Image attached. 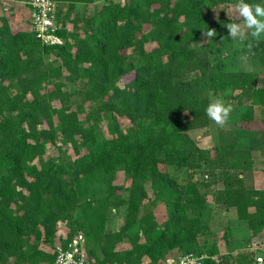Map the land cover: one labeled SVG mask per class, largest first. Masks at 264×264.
<instances>
[{"label": "trees", "instance_id": "1", "mask_svg": "<svg viewBox=\"0 0 264 264\" xmlns=\"http://www.w3.org/2000/svg\"><path fill=\"white\" fill-rule=\"evenodd\" d=\"M29 1L0 0V264H54L41 244L79 232L88 246L77 211L104 200L105 223L121 215L95 234L93 264H165L189 253L207 254L205 264H257L235 242L239 231L207 220L212 195L248 236L264 230V190L248 185L264 146V119H254L264 73L232 67L219 51L231 21L225 9L212 17L238 0H53L63 40L55 46L25 28ZM207 28L217 36L205 44ZM251 55L264 65V41ZM228 92L233 110L247 109L249 146L200 148L193 134L213 123L212 97ZM120 172L125 185L115 183ZM62 222L69 231L58 237ZM222 241L234 249L220 253Z\"/></svg>", "mask_w": 264, "mask_h": 264}, {"label": "rangeland", "instance_id": "2", "mask_svg": "<svg viewBox=\"0 0 264 264\" xmlns=\"http://www.w3.org/2000/svg\"><path fill=\"white\" fill-rule=\"evenodd\" d=\"M103 2V0L101 1ZM22 7L23 9V4H18V8ZM89 8L93 10V6L90 5ZM17 11L15 10V13H19L17 15H20V13L23 10ZM225 9L226 12V17L230 16L232 20H239L240 22L241 19L237 16L234 6L232 7H221L215 12L212 13L213 18H221V12ZM30 9H24L26 14H30ZM31 18V16H30ZM31 20V19H30ZM31 22V21H30ZM25 21L24 26L25 28L31 29L32 28V23ZM238 22V21H236ZM16 29L17 26H14ZM224 33V45L220 46V53L221 55H224L227 57L229 55L230 60H232L234 69H242L245 71H251L257 74H263L264 73V65L260 63L258 60L252 58L251 55V50L252 46L249 48L248 44L253 43L251 38L249 37V40L247 42H240L239 40H232L230 37H228L227 30ZM262 41H264V37L261 38ZM202 43H208V40L206 38H203ZM150 47V46H149ZM238 51L236 53V51ZM235 51V52H234ZM240 53L241 55H238ZM190 78L194 77V75L188 76ZM63 84L62 80H56L52 82H48L45 85L41 86L40 88L37 89V92H47L54 87H59ZM260 88H263L262 85H260ZM250 99L254 100V95L253 93L250 94ZM254 97V98H253ZM30 98H32L30 96ZM213 100L216 98H222L225 103L231 104L232 107L235 105L236 100L233 98L232 93H224L221 95H215L212 97ZM212 100V101H213ZM247 112L246 108H240L238 110H233L230 119L228 123L224 127H219L217 126L214 122L211 124V126L205 130L198 131L193 134L194 139L196 140L197 144L199 145L200 148L203 149H213L216 146H226L232 143H235L238 145L240 148H247L248 145V137H247V130H244L246 127L243 126L242 124V115ZM254 119L255 120H262L264 119V106H258L256 105L255 110H254ZM244 128V129H243ZM80 143V142H79ZM59 152V150H58ZM55 154H58L56 151V148L54 147H49L48 150V156H53ZM255 161H256V168L252 171L248 185L252 186L255 189L258 190H264V146L262 147V150L257 151L255 153ZM115 183L118 185H125L127 184V178L124 175L123 172H120L116 176ZM208 202L210 207V212L209 215H207V220L209 224H211V227L213 228L214 231H220L223 230L227 225H231L233 229L239 231L237 232V235L241 234L242 236H237L238 239H235V242L240 243L242 246L247 247L248 243L253 240H257L258 242H261L263 245V252L262 254L264 255V230L257 236H247L246 230H240L238 228V223H237V214L235 210H231L229 212H225L223 210H218L214 206V199L212 198V195L208 196ZM107 206L108 202L106 200L100 202L96 201L94 204H88L85 205L84 208H80L77 211V219L86 225L88 229V234H87V239H88V254L89 250L92 252L99 251V243L95 237V234H98L106 228V225L108 224V227H116V221L118 220V216L121 215L119 212L112 211L109 213V218L110 222L105 223V218H107L108 213H107ZM160 207H163L162 205ZM162 215V214H161ZM163 217V216H162ZM160 216L159 220H162ZM69 231L68 226L65 223H60L58 226V236H65ZM250 233V232H248ZM247 237V238H246ZM202 238L200 239V241ZM249 241V242H248ZM234 242V245H235ZM47 243L41 244L40 248L45 252L44 249H50V245H46ZM126 246V245H125ZM233 247V248H232ZM229 246L225 242H221L219 246L220 253L227 254L229 253L232 249H234L235 246ZM123 249V248H122ZM52 250V249H51Z\"/></svg>", "mask_w": 264, "mask_h": 264}, {"label": "built area", "instance_id": "3", "mask_svg": "<svg viewBox=\"0 0 264 264\" xmlns=\"http://www.w3.org/2000/svg\"><path fill=\"white\" fill-rule=\"evenodd\" d=\"M28 4L31 5L32 30L37 38L47 46L62 45L63 40L58 34L57 4L53 0H30ZM247 249L255 252L257 264H264L261 242L252 240ZM52 253L55 255L54 264H93L86 250V236L82 232L75 234L66 243L59 239ZM207 258V254L189 253L172 258L165 264H205Z\"/></svg>", "mask_w": 264, "mask_h": 264}, {"label": "clouds", "instance_id": "4", "mask_svg": "<svg viewBox=\"0 0 264 264\" xmlns=\"http://www.w3.org/2000/svg\"><path fill=\"white\" fill-rule=\"evenodd\" d=\"M234 9L242 22H233L232 18L228 16L231 22L224 25L228 37L242 43L247 42L250 37L252 41L258 43L264 37V4H253L245 2V0H238L234 5ZM202 36L206 40H211L217 36V32L215 29L207 28L206 31L202 32ZM251 46V43H249L248 47ZM205 111L211 121L219 127H224L230 119L233 107L231 104L225 103L222 98H216L208 104Z\"/></svg>", "mask_w": 264, "mask_h": 264}, {"label": "crops", "instance_id": "5", "mask_svg": "<svg viewBox=\"0 0 264 264\" xmlns=\"http://www.w3.org/2000/svg\"><path fill=\"white\" fill-rule=\"evenodd\" d=\"M250 234V233H249ZM248 236V235H247ZM250 236V235H249ZM58 237H63V236H58ZM247 238V237H246ZM234 239H238V237L236 238V237H234ZM59 240V239H58ZM46 245H50V244H46ZM51 246V245H50ZM52 249V250H51ZM45 250V252H47V253H50V254H52V251H53V247L51 246V248L50 249H44Z\"/></svg>", "mask_w": 264, "mask_h": 264}]
</instances>
